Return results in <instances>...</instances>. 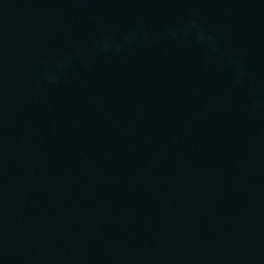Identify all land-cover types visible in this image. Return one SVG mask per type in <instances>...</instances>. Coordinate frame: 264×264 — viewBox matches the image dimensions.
<instances>
[{
    "label": "water",
    "instance_id": "water-1",
    "mask_svg": "<svg viewBox=\"0 0 264 264\" xmlns=\"http://www.w3.org/2000/svg\"><path fill=\"white\" fill-rule=\"evenodd\" d=\"M0 264H264V0H0Z\"/></svg>",
    "mask_w": 264,
    "mask_h": 264
}]
</instances>
